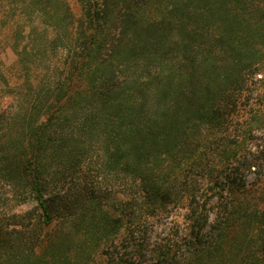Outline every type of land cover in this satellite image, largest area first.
<instances>
[{
    "label": "trees",
    "instance_id": "16d2710c",
    "mask_svg": "<svg viewBox=\"0 0 264 264\" xmlns=\"http://www.w3.org/2000/svg\"><path fill=\"white\" fill-rule=\"evenodd\" d=\"M75 2L0 0V264H264V0Z\"/></svg>",
    "mask_w": 264,
    "mask_h": 264
},
{
    "label": "rangeland",
    "instance_id": "374dc122",
    "mask_svg": "<svg viewBox=\"0 0 264 264\" xmlns=\"http://www.w3.org/2000/svg\"><path fill=\"white\" fill-rule=\"evenodd\" d=\"M72 5L75 10L78 11V5L75 0H72ZM10 9V5L7 3L5 4L4 9H1L0 7V16L3 15L4 11L6 12V15L10 16L12 14ZM14 32L15 29L11 28V25H4L0 22V112L7 108V103L10 101L11 97L13 98L15 95H19L20 90L18 91L19 87L16 86L21 84L23 80V78H21L22 72L20 70L23 63L11 47L13 43L12 34H14ZM259 144L263 146L264 140ZM246 179L247 181H252L255 179V174L247 173ZM183 212V210H180L173 214L171 225L173 224V221L180 223L183 222ZM169 221L168 223H170Z\"/></svg>",
    "mask_w": 264,
    "mask_h": 264
}]
</instances>
